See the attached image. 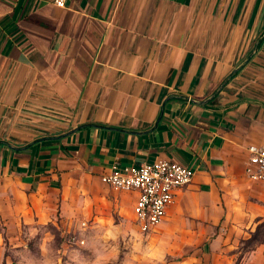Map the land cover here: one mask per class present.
Listing matches in <instances>:
<instances>
[{"label": "crops", "instance_id": "0c3cea01", "mask_svg": "<svg viewBox=\"0 0 264 264\" xmlns=\"http://www.w3.org/2000/svg\"><path fill=\"white\" fill-rule=\"evenodd\" d=\"M63 1L0 0V216H134L138 194L102 177L169 160L195 174L149 233L184 220L201 238L185 264H264V184L245 173L264 0Z\"/></svg>", "mask_w": 264, "mask_h": 264}, {"label": "rangeland", "instance_id": "374dc122", "mask_svg": "<svg viewBox=\"0 0 264 264\" xmlns=\"http://www.w3.org/2000/svg\"><path fill=\"white\" fill-rule=\"evenodd\" d=\"M164 223L142 233L131 212L111 219L69 220L21 210L17 219L0 216V264H185L200 236L190 235L184 220L167 227ZM259 235L243 239V247L262 240Z\"/></svg>", "mask_w": 264, "mask_h": 264}, {"label": "built area", "instance_id": "2783aa9c", "mask_svg": "<svg viewBox=\"0 0 264 264\" xmlns=\"http://www.w3.org/2000/svg\"><path fill=\"white\" fill-rule=\"evenodd\" d=\"M55 3L64 6L63 0ZM247 151V177L264 184V143L250 145ZM194 174L191 168L180 163L158 160L140 167L113 166L102 182L116 190L138 194L133 209L135 222L142 233H149L163 222L177 191L189 185Z\"/></svg>", "mask_w": 264, "mask_h": 264}, {"label": "clouds", "instance_id": "9594fccd", "mask_svg": "<svg viewBox=\"0 0 264 264\" xmlns=\"http://www.w3.org/2000/svg\"><path fill=\"white\" fill-rule=\"evenodd\" d=\"M148 255H149V257H152L153 254L152 253H149Z\"/></svg>", "mask_w": 264, "mask_h": 264}]
</instances>
